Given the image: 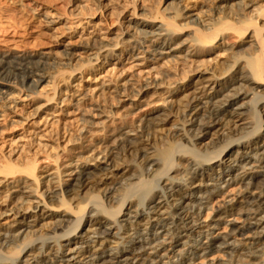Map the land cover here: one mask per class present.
<instances>
[{"label": "bare ground", "instance_id": "1", "mask_svg": "<svg viewBox=\"0 0 264 264\" xmlns=\"http://www.w3.org/2000/svg\"><path fill=\"white\" fill-rule=\"evenodd\" d=\"M168 9V13L180 12ZM184 15L197 25L191 46H178L183 39L170 44V33L177 27L173 22H167L169 29L145 19L137 23L149 28L140 30L142 38L157 41L151 55L162 60L161 65L186 59L185 55L209 54L226 29L223 24L214 27L209 19H198L194 13ZM261 17L264 19V6ZM245 18L239 22L241 26L231 27L240 38L252 27L239 49L224 48L227 56L212 68L199 64L187 70L192 78H180L182 86L187 85L170 99L165 112L145 117L137 129L128 130L138 134L121 133L123 138L115 149L131 153L129 164L122 166L123 159H118L115 163L101 161L104 166L89 165L97 153L91 155L93 149L88 148L90 154L81 155L85 135L66 140L75 147L76 163L88 158L85 163L72 165L71 160L63 165L62 173L71 176L67 182L62 173L57 178L52 170L38 174L33 162L22 167L13 161L0 163L4 174L0 178V221L12 217L0 227V264H264V22ZM102 48H88L96 49V61ZM103 50L106 53L99 63L145 58L142 51L128 45ZM28 56H18L14 64L8 61V54L0 56V77L7 82H0V98L11 97L8 107L16 100L10 94L3 96V89L10 86L7 75L22 73L30 94H38L37 87L49 82L46 63L39 65ZM157 75L133 92H128L130 77L104 87L116 94L117 108L124 111L138 106L150 89L154 93L176 87L166 83L171 71L163 69ZM84 95H78L76 103ZM42 107H47L42 113L49 109L44 103L38 108ZM95 110L93 120L82 118L87 123L82 132L102 126L108 118L105 111ZM173 112L176 121L171 120ZM150 122L153 126L146 130ZM119 151L110 154L117 156ZM18 172L23 176L9 180ZM92 181L94 188L79 197L77 192ZM38 183L43 188L40 193ZM3 196L9 204H1ZM215 196L220 197L216 203ZM53 202L57 207L49 206ZM63 221L69 222L66 227ZM41 227L49 228L50 233H42Z\"/></svg>", "mask_w": 264, "mask_h": 264}, {"label": "rangeland", "instance_id": "2", "mask_svg": "<svg viewBox=\"0 0 264 264\" xmlns=\"http://www.w3.org/2000/svg\"><path fill=\"white\" fill-rule=\"evenodd\" d=\"M250 4L251 6L247 7ZM220 5L221 8H219ZM262 6H264V0H0V56L8 54L9 60H7L14 64L18 56L29 55L28 57L39 65L45 62L49 77H53L47 79L51 83L44 82L37 87L36 90H40L38 94H30L26 90L27 85L22 73L15 72L5 77L10 86L3 89L5 91L3 96L13 95L12 99L16 100V103L13 102L8 107L6 104H9L11 97L10 100L4 98L6 101L0 98V163L13 161L18 163L17 167H22L24 164L33 162L38 174L52 170L59 178L66 169L63 165L69 161L72 160V165L87 161L88 158H82L76 163L75 147L66 142L68 138L85 135L88 137L84 138L86 147L81 155L84 157L90 154L89 151L87 152L88 148L93 149L91 155L97 153V159L89 161V165L104 166V162L101 161L115 163L118 159H120L119 162L123 159L122 166L129 164L131 153H122V148H119L120 151L115 149L121 142L120 138H123L121 133L131 128L137 129L145 117L153 118L165 112L170 99L180 92L181 87L187 85V82H184L182 86L183 79L180 78L184 75L187 76L185 81L192 78L188 71L199 64L201 68H212L227 56V49H231L230 51L239 49L238 46L247 39L246 35L252 27H249L241 38L233 28L241 26L239 22L247 19L245 17H251L257 20V24H262L264 22L261 17ZM168 7L180 11L178 12L180 14L168 13ZM183 13H194L198 19H209L214 27L223 24L226 29L216 38L214 42L216 47H213L209 54L191 57L185 55L186 59L181 57L178 61H172L173 64L162 63L163 66L162 60H156L157 58L151 55L157 41H153V38L150 41L142 38L143 33L140 30H149V28L137 23L143 22L144 19L156 25H167V22H173L174 27L179 28L175 29L176 31L172 30L173 34L170 33V44L176 45L177 41L180 42L183 39L184 41L177 44L178 46H191L197 25L189 22ZM167 17L169 19L171 17V21ZM163 25L162 27L165 28ZM124 45L134 49L136 47L138 51H142L141 54L143 53L145 58H148L140 61H133L130 58L118 64L98 62L106 53L104 48L122 49ZM91 46H103L98 61L95 60L96 49H88ZM114 51L118 52V50ZM199 59L200 62H198ZM136 62L144 64L139 66ZM163 69L172 73L166 83L171 86L176 84V87L156 90L154 93L153 89H150L138 106L124 111L117 108L119 104L116 103V94L107 91L104 87L105 84H113L124 77H130L132 84L128 92H133L134 88H139L145 81H153L155 77L157 79V72ZM0 82L7 83L1 80V77ZM83 93H85L83 100L79 99L76 103L78 95ZM48 96L53 99L46 103L44 100ZM64 97H68V100L58 103L59 99ZM42 103L49 108L45 111L46 113L40 110H46L47 107L38 108ZM95 108L105 111L108 118L104 120L102 126L88 128V133L82 132L81 129L87 128V123L83 122L82 118L93 120V117H96ZM171 114V120L176 121L177 113ZM151 123H148L146 130H148L147 127L152 128ZM168 126L169 123L165 125V127ZM87 139L90 140L87 141ZM157 142L160 141L157 139ZM112 150L119 151L121 154L114 156L115 153L110 154ZM3 175L0 173V178L4 177ZM44 175L45 173H42L41 177ZM21 176L23 172H18L9 176L11 178L8 179ZM62 179L67 182L70 181L71 176L62 173ZM29 183L32 184L31 179ZM41 186L38 183L36 190H39V193L43 190V188L40 190ZM93 186L92 181L82 192H77V195L81 197V193L91 191ZM39 193L38 200L41 198ZM75 198L78 197L75 196ZM217 198L220 197L213 198L215 203ZM2 200L1 204L7 205L10 202L5 196ZM68 201L71 202V200ZM57 205V202H53L49 206L57 207ZM11 221V216L4 218L0 221L2 223L0 227ZM68 223L63 221L61 224L66 227ZM53 226L54 224L51 227ZM49 230L43 227L42 233H50Z\"/></svg>", "mask_w": 264, "mask_h": 264}]
</instances>
